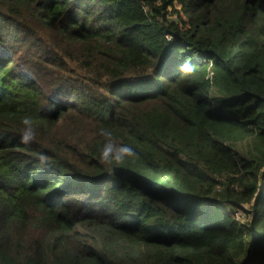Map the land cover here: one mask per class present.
I'll list each match as a JSON object with an SVG mask.
<instances>
[{
    "label": "trees",
    "instance_id": "trees-1",
    "mask_svg": "<svg viewBox=\"0 0 264 264\" xmlns=\"http://www.w3.org/2000/svg\"><path fill=\"white\" fill-rule=\"evenodd\" d=\"M0 264H264V0H0Z\"/></svg>",
    "mask_w": 264,
    "mask_h": 264
},
{
    "label": "clouds",
    "instance_id": "clouds-1",
    "mask_svg": "<svg viewBox=\"0 0 264 264\" xmlns=\"http://www.w3.org/2000/svg\"><path fill=\"white\" fill-rule=\"evenodd\" d=\"M180 70L191 74L195 69L189 62L185 61L182 65H180ZM21 123L23 124L24 129L20 136V141L25 145H30L36 140L32 117L25 116ZM99 135L103 137L104 140L99 154L101 164L107 166H111L113 164L119 165L135 156V152L132 147L122 143L118 144L116 142L115 137L109 128L101 127ZM37 159L41 167H46L50 163L49 158L44 153L39 154Z\"/></svg>",
    "mask_w": 264,
    "mask_h": 264
},
{
    "label": "built area",
    "instance_id": "built-area-1",
    "mask_svg": "<svg viewBox=\"0 0 264 264\" xmlns=\"http://www.w3.org/2000/svg\"><path fill=\"white\" fill-rule=\"evenodd\" d=\"M251 215L250 206L247 204H240L237 208L232 210V216L235 222L239 224H247Z\"/></svg>",
    "mask_w": 264,
    "mask_h": 264
}]
</instances>
